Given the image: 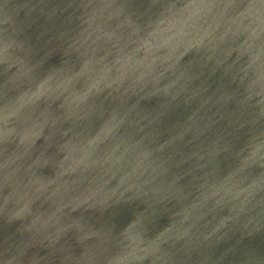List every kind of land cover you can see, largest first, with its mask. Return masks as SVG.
I'll return each instance as SVG.
<instances>
[{"label": "water", "instance_id": "water-1", "mask_svg": "<svg viewBox=\"0 0 264 264\" xmlns=\"http://www.w3.org/2000/svg\"><path fill=\"white\" fill-rule=\"evenodd\" d=\"M0 264H264V0H0Z\"/></svg>", "mask_w": 264, "mask_h": 264}]
</instances>
